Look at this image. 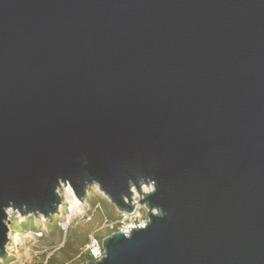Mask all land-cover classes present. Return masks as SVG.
I'll use <instances>...</instances> for the list:
<instances>
[{"label": "water", "instance_id": "95a60500", "mask_svg": "<svg viewBox=\"0 0 264 264\" xmlns=\"http://www.w3.org/2000/svg\"><path fill=\"white\" fill-rule=\"evenodd\" d=\"M131 169L166 215L102 264H264V0H0V204L50 222L71 174L130 213Z\"/></svg>", "mask_w": 264, "mask_h": 264}, {"label": "clouds", "instance_id": "9594fccd", "mask_svg": "<svg viewBox=\"0 0 264 264\" xmlns=\"http://www.w3.org/2000/svg\"><path fill=\"white\" fill-rule=\"evenodd\" d=\"M132 175L135 179L125 178L127 184V195L121 193L120 198L126 203L130 204L135 211L125 212L120 220L121 227L119 233L125 239H130L134 230H145L147 226L152 222V217L163 218L166 213L158 206H149L147 197L153 195L157 191V184L155 179L151 176L144 174L138 169H131ZM76 185L82 186V192L84 194L85 189L94 187L97 191L102 189L101 184L94 178L83 177L76 175H69L68 177H56L55 183L52 184V194L56 197V200L52 201V205L56 208H63L66 206V213L61 218L59 227L63 231H67L73 226L74 221L84 220L85 218L91 219L88 216L89 204L78 195ZM109 195V194H108ZM58 201V203L56 202ZM143 201V203H142ZM145 209L147 212V219L141 217L139 209ZM0 212L3 213V218H0V224H3L7 229L8 238H13L11 232V222L15 218L17 223H23L27 216H35L38 220H46V217L38 210H30L27 204L21 203L17 206L13 200H7L5 204H0ZM150 214V215H149ZM139 221V222H137ZM16 239H31L39 237L40 232L31 233L26 232L21 236L20 233L14 234ZM116 235V234H115ZM103 244L96 240L94 235L90 239V244L86 245V248L90 251V254L96 261V264H102L107 258V250Z\"/></svg>", "mask_w": 264, "mask_h": 264}, {"label": "rangeland", "instance_id": "374dc122", "mask_svg": "<svg viewBox=\"0 0 264 264\" xmlns=\"http://www.w3.org/2000/svg\"><path fill=\"white\" fill-rule=\"evenodd\" d=\"M85 200L88 202L90 208L88 216L91 219L85 218L84 220L74 221L73 226L64 232L59 227L61 218L63 217L65 207L60 208L63 211L62 215L53 216L52 221L44 222L47 233H55L53 241L56 248V256L65 264H78L82 256V250L90 235L94 234L98 239L108 237L110 232L116 229L117 221L120 220L119 212L107 201L104 196L99 193L95 188L87 192ZM141 217L146 220V210L141 208L139 210ZM113 213V214H112ZM113 217V219H112ZM24 223H17L15 218L11 222V232L13 233L12 240H15L10 246L11 249L7 250L8 257L0 264H39L42 261L43 255L48 253L47 243L40 241V239H16V233L21 236L25 233L23 229H35L43 223L42 220H35L32 217L26 218ZM25 219V220H26ZM112 219V220H110ZM58 226L56 231L55 226ZM61 231V234L59 232ZM8 246V247H9Z\"/></svg>", "mask_w": 264, "mask_h": 264}, {"label": "trees", "instance_id": "16d2710c", "mask_svg": "<svg viewBox=\"0 0 264 264\" xmlns=\"http://www.w3.org/2000/svg\"><path fill=\"white\" fill-rule=\"evenodd\" d=\"M53 218V217H52ZM112 220V219H110ZM27 221V219L25 220V222ZM52 221V219H51ZM24 222V223H25ZM48 222V221H46ZM44 222L42 224H40L39 226H36L35 229H23L22 231H24L25 233L26 232H30V231H37L38 229L41 228L43 234H42V237L41 238H38L40 239V241L44 242V243H47V248H48V253L47 251L45 252L46 255L44 254L43 255V258H42V261L39 263V264H65L62 260H59L56 256V248H55V243L53 241V238L55 237V233H47V230L44 226ZM55 229L56 231L58 230V226L56 224L55 226ZM60 231V230H59ZM115 232V229L112 230L109 234L111 235L112 233ZM59 234H61V231L59 232ZM101 240V239H100ZM82 256L80 257L79 259V263L78 264H82V263H85L87 261H90L91 258L88 256V255H85V254H81Z\"/></svg>", "mask_w": 264, "mask_h": 264}, {"label": "built area", "instance_id": "2783aa9c", "mask_svg": "<svg viewBox=\"0 0 264 264\" xmlns=\"http://www.w3.org/2000/svg\"><path fill=\"white\" fill-rule=\"evenodd\" d=\"M139 210H140V209H139ZM133 211H135V209H134ZM133 211H132V212H133ZM65 213H66V208H65L64 214H65ZM62 214H63V211H60V210H59V215H62ZM64 214H63V215H64ZM123 214H124V213H119L120 220L122 219ZM120 220L117 221V226H116V229H115V232H118V233H119V229H120V227H121ZM36 221H37V220H36ZM42 221L44 222V220H42ZM137 222H139V221H137ZM41 228H42V226H41ZM41 228L38 229L37 231H30V232L33 233V234L36 233V232H40V233H41V235H40L39 237L31 238L32 240H34V239H38V238H41V237H42L43 232H42ZM60 229H61V228H60ZM64 232H65V231H64ZM93 235H94V234H92V235H90V236L88 237L87 242H86V244L84 245V248H83V250H82V253H83V254L88 255V256L91 258L90 261H95V260H94V258L92 257V255L90 254V251L86 248V245L90 244V239H91V237H92ZM94 237H95L96 240H98V241L101 242V240L98 239L95 235H94ZM11 239H12V238H11ZM14 242H15V240H12V243H14ZM12 243H11L10 246H12ZM10 246L7 248V250L11 249ZM13 263H14V262H10V264H13Z\"/></svg>", "mask_w": 264, "mask_h": 264}, {"label": "crops", "instance_id": "0c3cea01", "mask_svg": "<svg viewBox=\"0 0 264 264\" xmlns=\"http://www.w3.org/2000/svg\"><path fill=\"white\" fill-rule=\"evenodd\" d=\"M113 214V213H112ZM112 219H113V217H112ZM47 249V247H44V250H46Z\"/></svg>", "mask_w": 264, "mask_h": 264}]
</instances>
